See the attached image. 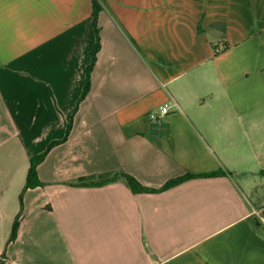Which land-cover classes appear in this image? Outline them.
<instances>
[{"label": "crops", "instance_id": "crops-1", "mask_svg": "<svg viewBox=\"0 0 264 264\" xmlns=\"http://www.w3.org/2000/svg\"><path fill=\"white\" fill-rule=\"evenodd\" d=\"M100 3L0 0V261L264 264V0Z\"/></svg>", "mask_w": 264, "mask_h": 264}, {"label": "trees", "instance_id": "trees-1", "mask_svg": "<svg viewBox=\"0 0 264 264\" xmlns=\"http://www.w3.org/2000/svg\"><path fill=\"white\" fill-rule=\"evenodd\" d=\"M94 17L97 18L99 12L102 9V5L100 3V0H94ZM97 49V47H96ZM87 92V87L86 91ZM44 156L36 161L32 162L31 169L29 171L28 180L26 184V188H33L35 186L40 185V181L37 180V173H36V167L37 165L43 160ZM214 175H224V172H218V173H212L207 174L205 176H214ZM124 180L126 184L131 188V190L134 193H153V192H159L165 189H168L176 184H178L181 180H175L170 183H168L163 189L156 190V189H150L145 187L142 183H140L136 178L133 176L125 173V172H116V173H108L104 175L94 176L90 178L80 179L75 186H103L107 184H111L114 182H117L118 180ZM18 230V223L16 222L14 226V231L12 235V240L15 238ZM0 264H4L2 261H0Z\"/></svg>", "mask_w": 264, "mask_h": 264}, {"label": "built area", "instance_id": "built-area-1", "mask_svg": "<svg viewBox=\"0 0 264 264\" xmlns=\"http://www.w3.org/2000/svg\"><path fill=\"white\" fill-rule=\"evenodd\" d=\"M175 106L177 107V105L175 104ZM170 110V105L169 104H165L160 108V113L159 115L156 114H152L151 117L153 120L158 119L159 117H163L165 116Z\"/></svg>", "mask_w": 264, "mask_h": 264}]
</instances>
